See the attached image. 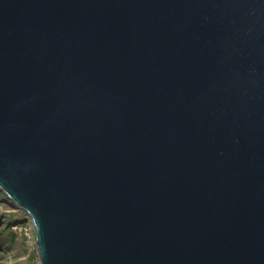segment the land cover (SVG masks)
<instances>
[{
  "label": "water",
  "instance_id": "water-1",
  "mask_svg": "<svg viewBox=\"0 0 264 264\" xmlns=\"http://www.w3.org/2000/svg\"><path fill=\"white\" fill-rule=\"evenodd\" d=\"M0 192L37 264H264V0H0Z\"/></svg>",
  "mask_w": 264,
  "mask_h": 264
},
{
  "label": "rangeland",
  "instance_id": "rangeland-1",
  "mask_svg": "<svg viewBox=\"0 0 264 264\" xmlns=\"http://www.w3.org/2000/svg\"><path fill=\"white\" fill-rule=\"evenodd\" d=\"M9 202L0 192V264H37L29 218Z\"/></svg>",
  "mask_w": 264,
  "mask_h": 264
},
{
  "label": "bare ground",
  "instance_id": "bare-ground-1",
  "mask_svg": "<svg viewBox=\"0 0 264 264\" xmlns=\"http://www.w3.org/2000/svg\"><path fill=\"white\" fill-rule=\"evenodd\" d=\"M6 197V199L8 198L7 196H5ZM8 200H9V198H8ZM10 201V200H9ZM8 205H10L11 207H14V208H17L11 201L8 203ZM19 209V208H18ZM16 210V209H15ZM25 213V212H24ZM26 214V213H25ZM27 215V214H26ZM27 217H28V215H27ZM29 218V217H28ZM30 219V218H29ZM28 219V220H29ZM35 250V249H34ZM35 254H36V250H35ZM36 257H37V255H36Z\"/></svg>",
  "mask_w": 264,
  "mask_h": 264
}]
</instances>
